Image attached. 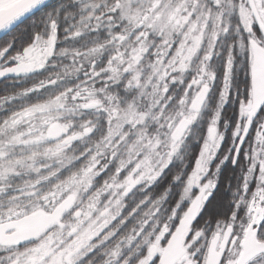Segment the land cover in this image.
<instances>
[{"label": "snow or ice", "instance_id": "snow-or-ice-1", "mask_svg": "<svg viewBox=\"0 0 264 264\" xmlns=\"http://www.w3.org/2000/svg\"><path fill=\"white\" fill-rule=\"evenodd\" d=\"M0 84V264H264V0H0Z\"/></svg>", "mask_w": 264, "mask_h": 264}, {"label": "trees", "instance_id": "trees-1", "mask_svg": "<svg viewBox=\"0 0 264 264\" xmlns=\"http://www.w3.org/2000/svg\"><path fill=\"white\" fill-rule=\"evenodd\" d=\"M2 86H3V85H2V84H0V87H2ZM227 175H228V172H226V173H225V176H227Z\"/></svg>", "mask_w": 264, "mask_h": 264}]
</instances>
